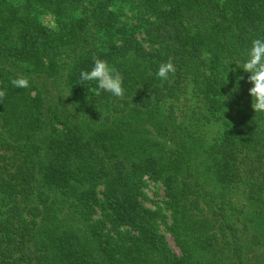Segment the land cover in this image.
I'll list each match as a JSON object with an SVG mask.
<instances>
[{
  "label": "trees",
  "instance_id": "1",
  "mask_svg": "<svg viewBox=\"0 0 264 264\" xmlns=\"http://www.w3.org/2000/svg\"><path fill=\"white\" fill-rule=\"evenodd\" d=\"M255 38L264 0H0V264H264V113L236 65ZM94 56L123 98L80 81ZM168 100L191 102L205 146L174 105L136 132Z\"/></svg>",
  "mask_w": 264,
  "mask_h": 264
},
{
  "label": "clouds",
  "instance_id": "2",
  "mask_svg": "<svg viewBox=\"0 0 264 264\" xmlns=\"http://www.w3.org/2000/svg\"><path fill=\"white\" fill-rule=\"evenodd\" d=\"M246 59L241 64H236L244 72L250 73L247 77L251 83L249 94L252 97V108L255 113H264V39L255 38L251 41V46L245 50ZM93 67L90 70H83L80 73L81 82H97L94 89L95 95L99 96L101 90L111 93L114 97L123 98L125 89L122 86L123 76L121 72L110 63L100 57H93ZM176 69L172 59L159 65L156 75L167 80L169 73H175ZM244 77H238V81ZM11 84L16 88H28L29 79L25 76H18L11 80ZM6 96V89H0V98Z\"/></svg>",
  "mask_w": 264,
  "mask_h": 264
},
{
  "label": "rangeland",
  "instance_id": "3",
  "mask_svg": "<svg viewBox=\"0 0 264 264\" xmlns=\"http://www.w3.org/2000/svg\"><path fill=\"white\" fill-rule=\"evenodd\" d=\"M43 21L45 23H48L50 25H55L54 22V17L51 16L50 14L44 15L43 14ZM191 102H187L186 104H184V106H182V102H179L177 105L175 104V100H168L167 102L163 103V104H158L155 109L153 111L154 115L156 117H154V119H152L149 115H147V113H142V112H135L134 115L136 117V120H134V118H132V120L134 122H136L138 125V129H137V133L139 134V123H140V128H141V134L147 136V138L151 139L155 138L154 136L158 135L157 134V130L156 128L158 127V123L157 120L160 118H164L167 114H168V110L170 109V107L172 105L175 106V114L177 116V122H181L184 121L185 125L187 127L193 128V130L195 131V134L200 136V134L202 135V138L199 140L201 142L200 144V148H202V146H205L206 143L208 142V138H207V132L209 130V126L204 125V123H200L197 124V122H194L193 124L191 123L192 121L190 120V114H191V110L186 106L188 104H190ZM186 108V109H185ZM137 114V116H136ZM97 126V125H96ZM202 159V156L200 157L199 160ZM145 183L146 185L143 188V202L151 207H155L157 203H161L162 199L164 197V190H163V186L161 183L159 182H155L151 179H149L148 177H145ZM211 188V187H209ZM216 193H219L220 191H215ZM231 195V194H230ZM234 195V194H233ZM231 195L232 197H234L237 202H235L236 206H238L237 208L239 209V211H246V212H250V208H244L242 207L241 204H243L244 202H246V200L238 195ZM236 221V220H235ZM237 222V221H236ZM163 229V226H162ZM167 232V231H165ZM167 234V239L169 241V243L171 244L172 248L179 252L177 243L175 242L174 238L169 234Z\"/></svg>",
  "mask_w": 264,
  "mask_h": 264
}]
</instances>
